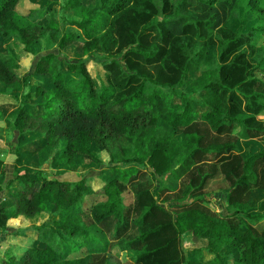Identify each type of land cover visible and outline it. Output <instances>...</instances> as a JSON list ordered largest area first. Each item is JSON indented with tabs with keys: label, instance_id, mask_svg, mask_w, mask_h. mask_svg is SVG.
I'll return each instance as SVG.
<instances>
[{
	"label": "trees",
	"instance_id": "1",
	"mask_svg": "<svg viewBox=\"0 0 264 264\" xmlns=\"http://www.w3.org/2000/svg\"><path fill=\"white\" fill-rule=\"evenodd\" d=\"M55 2L62 20L54 11L41 23L21 0H0V39L13 37L35 55L30 84L20 64L0 56V83L26 88L8 127L16 158L27 153L42 164L53 150V160L70 170L79 158L96 168L54 176L25 168L0 183V232L10 215H54L28 233L16 229L32 244L2 264H92L88 254L70 255L92 236L80 205L88 195L104 197L86 213L122 238L132 222L123 192L136 185L141 166L154 178L187 179L176 191L137 186L138 234L123 242L136 251L133 264H229L226 248L237 251L235 264H264V227L255 231L243 218H264V0ZM185 5L192 10L182 12ZM69 9L75 17L64 15ZM45 35L55 47L39 52ZM69 50L72 57L61 55ZM94 55L104 77L88 69ZM69 73L77 74L72 85ZM240 139L248 142L243 150ZM96 149L109 156L100 170ZM212 190H220L226 212L206 206Z\"/></svg>",
	"mask_w": 264,
	"mask_h": 264
},
{
	"label": "rangeland",
	"instance_id": "2",
	"mask_svg": "<svg viewBox=\"0 0 264 264\" xmlns=\"http://www.w3.org/2000/svg\"><path fill=\"white\" fill-rule=\"evenodd\" d=\"M55 1L59 2V0H21V7L34 8L36 10L34 16L38 22L45 23L48 19L50 12L54 11L57 12L58 19L59 21H61L63 9L60 4L56 3ZM61 1L62 0H60V2ZM181 10L182 12H189L192 10V6H182ZM76 11L77 9L64 10V15H67L69 17H75ZM240 18H242V16H239V20ZM238 26L247 30V24L243 21H240V24H238ZM65 27L67 28L66 25ZM70 28L73 27L70 26ZM219 35L220 34L217 31L213 33V36L216 38V42H218ZM23 45V43H20L17 39H14L13 37H9L7 39H0V56L9 65H13L15 63L20 64V70L22 73L28 74L26 75V82L30 84L31 82H34L33 77L30 73L34 69L35 55L32 52L24 50ZM54 47L55 43L49 38L48 35H45L44 37H42L41 42L39 44V52L53 50ZM211 51V60L214 61L217 59L218 49L216 46H214L211 48ZM61 55L65 57H72L74 54L71 50H69L68 52H62ZM260 55L261 50L257 49L255 54L250 56L252 64L256 63V60ZM97 59L98 58L95 57V55L89 57L88 69L95 78L97 76L104 77L100 66L97 64ZM256 73L259 74L258 72ZM67 79H69L70 84L72 85L77 80V74L69 73L67 74ZM151 88V84L149 82H146V89L150 90ZM185 88V85H183L178 89ZM25 90L26 88L21 84L5 85L0 83V183L15 171L20 172L23 171L25 168L27 170H29L30 168H35L31 170H37V168L39 167L28 166L32 163V161H29L31 160V157H29L27 153H23L21 157L16 158V152L14 151V147L16 144L15 133L8 127L9 120L13 112L15 111L18 103L20 101H23L22 93ZM175 101L176 103H180V100L177 96H175ZM262 118L264 119V115H262ZM259 141L264 144V134H262L261 138L258 139V142ZM121 142L122 145L125 146V148L127 149H130L132 146L131 140L127 137L122 138ZM247 143L248 142H246L245 139H240V145L242 150L246 148ZM26 145L30 146L28 144ZM96 150L99 158L103 163V165L97 167L100 170L101 167H104V165L107 164L109 156L107 152L102 149ZM52 151L53 150H47L44 155L46 159H44L43 163L40 165V169L43 171V174H46L48 176H54L60 172H63L64 170H69L70 172H73L77 175L82 173L90 174L88 170L90 168H96V163L85 162L80 160L79 158L77 159V166L74 169L70 170L66 164L57 163L53 160ZM130 154L132 153L128 151L126 155L128 156ZM124 155L125 154L121 152H115L113 156L114 158H122ZM27 157L29 159H27ZM140 169L142 173L138 175V178L135 181L136 185L128 186L123 192V202L125 206L129 207L132 212L130 218L132 222L129 225L127 234H125L122 238H117L112 235V232L101 230L98 226L93 224L89 214H87L86 211L95 201H98L104 197L88 195L81 203L80 208L84 210V219L87 224H89L91 227L90 229L92 232V236L90 238V243L86 247L82 248L79 251H74V253L70 255L76 256L88 254L89 260L90 262H92V264H133L136 251L133 249L124 248L123 242L127 238L134 237L138 234L136 225H138L139 223V217L136 213H134V211H132L134 207V198L136 195L137 186L142 185L154 189H157L159 186H169L172 191H176L180 187L182 181H185L187 179V177L185 176L181 180H174L168 174L154 178L150 174L149 168L141 166ZM5 194L6 189H4V191L2 192L3 196ZM220 194V190H212L206 192V196L209 199L206 202V206H208L212 211L216 212L217 214L220 212H226V202L224 197L220 196ZM252 198V204H254V209H256L260 196H258L254 192ZM250 211L252 212L253 209H250ZM8 212H11V210H8ZM52 217H54L52 213L37 215L33 217H26L21 214L16 217L10 215L7 219V229L0 232V264H2L5 255L8 256V254H19L27 246H31L32 244V239L30 238L31 236H28L29 234H27V236L24 234H20L16 231V229L26 227L25 230L28 233L32 230L31 226H33L34 224H41L45 220L52 219ZM243 218L253 229H263L264 227V218L253 219L245 216H243ZM226 249L230 258L229 264H235L234 260L238 257L237 251L235 249L230 248Z\"/></svg>",
	"mask_w": 264,
	"mask_h": 264
},
{
	"label": "crops",
	"instance_id": "3",
	"mask_svg": "<svg viewBox=\"0 0 264 264\" xmlns=\"http://www.w3.org/2000/svg\"><path fill=\"white\" fill-rule=\"evenodd\" d=\"M38 158L40 159V157H38ZM38 158H37V159H38ZM40 165H41V164H39V162L36 163V160L33 159V162H32L31 164H29L28 166H31V167H32V166H39V168H40Z\"/></svg>",
	"mask_w": 264,
	"mask_h": 264
}]
</instances>
